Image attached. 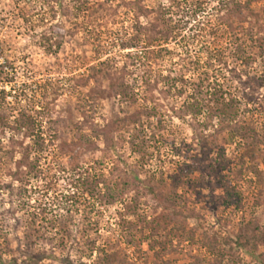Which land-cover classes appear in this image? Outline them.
Here are the masks:
<instances>
[{"label": "rangeland", "instance_id": "obj_1", "mask_svg": "<svg viewBox=\"0 0 264 264\" xmlns=\"http://www.w3.org/2000/svg\"><path fill=\"white\" fill-rule=\"evenodd\" d=\"M88 1L93 3L102 0ZM170 1L110 0L98 24L85 16H80L77 21L71 19L86 24L88 29V33L80 31L72 35L70 33L73 29L72 23L62 12L64 7L74 6L69 0H0V65H4L5 60L12 65V68L0 70L2 83L0 86L18 88L23 84L28 87L31 85L30 92L27 91L31 99L22 103V106L32 111H38L42 106L46 107V114H43L41 119L44 131L49 126L53 128L57 135L54 145L63 142L66 149L77 152L80 165L79 170L71 171L68 155L58 154L56 156L60 158H57L53 156L55 150L53 152L51 149L52 152L47 151L44 154L47 166H43V169L46 167L52 169L31 180V186H35L36 190L31 192L30 207L23 213L13 215L2 210L14 208V204L9 207L6 203L4 208L0 205V259L5 264L12 263L13 260H16L17 264H28L27 253H44L46 256L41 264H103L99 263V259L105 252H120V257L125 256L129 264H208L211 258L216 259L215 264H228V258L212 257L213 255L209 254V250L199 242L201 235L206 236L208 245L222 249L224 246L221 237L233 239L243 217L247 220L251 216L264 225V205H251L255 185L254 178L249 173H245L238 183L241 199L235 200L239 203V209L230 207L222 215L220 207L217 213L211 211L210 205L215 203L219 206L222 203L219 199L221 191L211 192L207 189L201 191L200 199L203 200L198 201L194 195H188L189 211L179 210V206L175 209L160 206V202L146 195L149 185L144 174L136 173L139 178L136 180L128 172L137 159L126 143L128 134L121 135L118 131L110 130L114 118L123 117L129 110L127 105L112 95L107 80H102L99 85L89 81L85 87L76 86L78 79L82 75H87L92 65L107 57L113 59L116 69L120 68L126 62L124 55L131 51L123 49L122 43H128L137 35L159 30L165 33L157 18L158 13L161 15L158 6L168 7ZM215 5L213 0H207L208 7ZM174 6L169 11L173 13H169L172 23L182 14ZM137 7H142L146 12L139 14L135 21ZM251 8L262 11L264 0L252 3ZM167 13L166 11L162 14L166 19L170 16ZM208 13L211 12L208 10ZM233 20L237 21L236 12ZM260 24L262 30H258V36L264 38V18ZM190 26L191 24L187 28ZM244 27L250 29L247 23ZM188 29L184 33H189ZM255 31L253 30V33ZM44 32L52 34V43L56 38V32L66 33L61 39L62 45L57 50L53 46L52 52L48 53L46 46L43 47L40 41V35ZM223 40L220 38V41ZM227 40L228 36L224 41ZM141 45L138 43L137 48ZM168 46L170 49L175 47L173 42L168 43ZM260 61L255 58L249 69L242 70V74L249 75V78L246 79L243 75L242 82L235 81L233 86L246 91L250 88L249 92L258 100L259 108L264 111V84L260 87L254 79H250L252 71L255 70L259 74L263 70ZM151 66L146 78L143 74L145 69L138 66L130 68L131 74L126 78L131 85L129 93H136L137 105L142 103L145 96L148 102L154 100L162 107L166 125L164 135L172 137L175 147L184 155V144L194 143L196 135L203 131L197 126L196 120L180 110L186 95L177 97L173 91L164 93L167 88L164 82L158 83L154 88L159 75L166 74L168 60L154 61ZM233 66L236 71L240 69L236 61L235 64H230V67ZM145 79L147 84L143 82ZM44 82L57 91L55 101L52 100L54 96L51 92L43 98L41 92L34 88L35 83ZM146 90H150L151 94ZM251 117L257 133L262 135L264 113L255 112L239 116L236 119L237 126ZM214 121L216 123L217 120ZM104 126H108L107 135L114 141L120 135L125 139V142H119L115 150L110 151L111 159L115 161L118 169L112 176H109L111 162L103 160L105 141L103 137L97 138L94 135L96 130L101 131ZM49 135H53V131ZM7 136H14L17 143L16 156L8 166L14 168V161L20 157L18 154L20 147L31 146L32 138H26L21 133L13 135L6 130L5 135L0 138V143L2 142L4 146ZM45 136L48 139L46 134ZM86 141H90L89 144H86ZM234 143L237 144L236 141ZM235 144L226 146L227 155H230ZM260 149L264 153V145H261ZM154 152L155 157L149 163L151 171L156 172L158 169L167 171L169 160H181V156L172 152L169 147ZM101 161H104L102 167L97 165ZM99 172L104 174L102 179L94 178ZM80 173L89 184L85 192L84 189L77 188L76 180ZM1 176L5 179L3 174ZM118 176L125 177V186L121 187ZM113 188L116 191L113 192ZM108 195L113 196L114 200H111L113 202ZM1 198L6 201V193L2 194ZM134 198L138 199L137 210H133L131 205ZM37 201L43 206L46 205L45 216L39 215L40 219L36 218L37 221L31 225L29 223L31 214L38 212ZM177 211L182 213L176 214ZM54 216L60 219V223L51 228L48 222ZM222 217L228 218L230 223H223ZM41 218L46 220L41 221ZM184 218L186 223L182 224L185 225L186 231L176 230L172 221ZM189 230L194 231L192 243L184 237ZM83 232H86L85 235H82ZM88 239H93L96 243L97 250L92 254L88 251ZM247 249L250 250L249 247ZM237 254L243 257L244 262L248 261L241 250L237 251Z\"/></svg>", "mask_w": 264, "mask_h": 264}, {"label": "trees", "instance_id": "obj_2", "mask_svg": "<svg viewBox=\"0 0 264 264\" xmlns=\"http://www.w3.org/2000/svg\"><path fill=\"white\" fill-rule=\"evenodd\" d=\"M69 1L74 6L64 7L62 12L63 16H67L72 23L73 29L70 33L73 35L80 31L88 33L86 24L76 22L80 16H85L91 22L98 24L99 20L103 18L105 6L110 0L93 3H89L88 0ZM261 1L263 0H213L216 5L208 7L207 0H171L168 7L159 5L158 11H161V15L158 13L157 18H159L158 21L162 24L165 33L159 30L137 35L128 43H122L123 49L131 51L124 55L126 62L120 68L116 69L113 59L107 57L92 65L89 69L90 72L87 75H82L78 79L79 82L76 83V86L85 87L89 81L99 85L102 80H107V86L112 95L127 105L129 110L123 117L114 118L110 130L118 131L121 135L128 134L126 143L130 146L132 153L137 156L133 167L128 172L136 180H139L136 173L144 174L149 185L146 195L160 202V206L172 209L179 206V210L189 211L187 207L188 195H194L198 201L203 200L200 199L201 191L207 189L211 192L212 190L221 191L219 199L222 200V203L219 206L215 203L210 205L211 211L217 213L220 207L222 215L230 207L239 209V203L235 199H241L238 183L245 173L251 174L254 178L255 186L254 193L251 195V205H264V153L260 149V146L264 145V133L262 135L257 133L252 117L243 121L240 126H237L236 120L239 116H245L248 113H264V111L261 107L259 108L258 100L249 92L250 88L246 91L233 86L235 81L242 82L243 75L246 79L249 78V75L242 74L241 71L249 69L255 58L261 60V68L264 67V38L258 36V30H262L260 22L264 18V9L256 11L251 8L252 3ZM173 5L182 14L178 20L172 23L170 14L173 13L169 11ZM208 10L211 13H208ZM135 11V21L139 18V14L142 15L146 12L142 7H137ZM166 11L167 14L170 13L167 19L162 15ZM235 12L236 22L233 20ZM245 23L250 29L244 27ZM186 28L189 33H184ZM253 30H256L255 33ZM64 34L66 33L56 32V38L52 43V34L44 32L40 35L41 44L43 47L46 46L48 53L52 52L53 46L57 50L62 45L61 39ZM226 36H228L227 42L224 41ZM220 38L224 39V42L220 41ZM170 42H173L176 48L170 49L168 46ZM138 43L142 44L140 48H137ZM129 46L135 49L132 50ZM163 59L168 60L169 67L166 69L165 75H159L156 79L154 88L158 83L164 82L167 87L163 91L164 93L173 91L177 97L186 95L180 110L196 120L197 126L203 131L196 135L194 143L184 144V155L175 147L173 138L164 135L166 125L162 107L154 100L148 102V98L145 96L142 103L137 105V95L129 93L131 85L126 81L127 76L131 74L130 68L138 66L145 69L143 74L146 78L150 73L151 64ZM235 61L240 67L238 71L234 66L230 67V64H235ZM5 68H12L9 61L5 60L4 65H0V70ZM252 74L250 79H254L258 86L262 87L264 68L261 73L257 74V71L254 70ZM143 82L147 84L146 79ZM46 84V82L35 83L34 88L41 92L43 98L51 92L54 96L52 100L55 101L57 91ZM30 90L31 85L28 87L24 84L18 88L0 86V138L5 135L6 130L13 135L21 133L26 138H32L31 146L20 147V152H18L20 157L14 161V168L8 167L10 166L9 162L14 160L17 153L14 136H7L5 146L2 142L0 143V205L3 207L7 203L11 207L14 204V208L2 210V212H10L13 215L18 212L23 213L30 207L31 192L36 190L35 186H31V180L39 178V175H44V172L47 173L52 169L51 167L43 169V166H47L45 165L47 158L44 156L47 151L54 152L55 150L56 153L53 156L67 154L71 171L79 170L80 167L77 152L66 149V144L63 142L54 145L53 142L57 135L50 126L44 131L41 119L43 114H46V107L42 106L38 111H32L26 110L25 106H22V103L31 99L27 93ZM147 92L151 94L150 90ZM52 131L53 135H49ZM107 131L108 126H104L101 131L96 130L94 135L97 138L103 137L105 141L103 160L111 162L112 169L109 176H112L117 173L118 169L115 161L111 159L110 151L115 150L118 143L125 142V139L120 135L114 141L107 135ZM235 141L237 144L234 143ZM89 142L86 141V144ZM233 144H235V148L232 149L230 155H227L226 146ZM167 147L178 156L180 155L181 160H169L167 171L164 169H158L156 172L151 171L149 163L155 157L154 151L158 152L161 148ZM51 149L52 151H50ZM49 163H47L48 166ZM103 163L104 161H101L97 165L102 167ZM1 174L5 176V179ZM103 176L104 174L99 172L94 178L102 179ZM118 177L121 187L125 186V177ZM85 180L82 173L76 180L77 188L84 189L83 192L87 191L89 186ZM117 188H119L118 185ZM114 191L116 189L113 188ZM4 193L7 196L6 201L1 198ZM108 198H111L110 201L114 200L112 195H108ZM131 205L133 210H137L138 199L134 198ZM37 206L38 214H31L32 218L29 222L31 225L37 221L36 218L40 219L41 215L45 216L46 205L43 206L38 202ZM175 213L181 214L182 211ZM223 218V223H230L228 218ZM42 220H46V218H41ZM58 223H60V219L57 216L48 222L51 228ZM172 223H175L176 230L186 231L185 225L182 224L186 223L185 218L178 221L173 220ZM241 223L235 230L233 239L221 237L224 246L222 249L208 245L205 235H201L199 242L209 250L212 257L228 258V264H264V225L251 216L247 220L243 217ZM85 233L83 232L82 235ZM193 236L194 231L189 230L184 237L192 243ZM87 246L90 254L97 250L93 239L87 240ZM248 247L250 250L247 249ZM240 250L247 256L244 258H247L248 261L244 262L243 257L237 254V251ZM120 255V252H105L100 257L99 263L129 264L126 257H120ZM45 256L44 253L26 254L28 264H41ZM215 261V258H211L209 262L215 264ZM0 264H5V262L0 259ZM8 264H17V261L13 260Z\"/></svg>", "mask_w": 264, "mask_h": 264}]
</instances>
